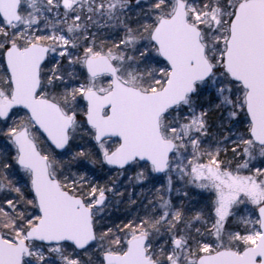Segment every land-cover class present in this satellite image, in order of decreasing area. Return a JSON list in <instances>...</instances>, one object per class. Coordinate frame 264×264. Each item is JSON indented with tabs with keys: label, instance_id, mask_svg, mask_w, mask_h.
I'll return each instance as SVG.
<instances>
[{
	"label": "snow or ice",
	"instance_id": "obj_1",
	"mask_svg": "<svg viewBox=\"0 0 264 264\" xmlns=\"http://www.w3.org/2000/svg\"><path fill=\"white\" fill-rule=\"evenodd\" d=\"M0 264H264V0H0Z\"/></svg>",
	"mask_w": 264,
	"mask_h": 264
}]
</instances>
